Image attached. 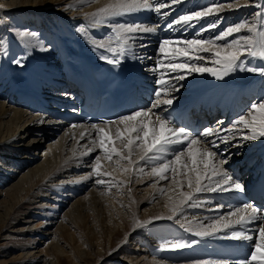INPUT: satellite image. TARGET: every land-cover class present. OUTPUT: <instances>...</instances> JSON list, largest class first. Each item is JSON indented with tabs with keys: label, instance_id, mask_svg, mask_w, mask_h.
<instances>
[{
	"label": "bare ground",
	"instance_id": "bare-ground-1",
	"mask_svg": "<svg viewBox=\"0 0 264 264\" xmlns=\"http://www.w3.org/2000/svg\"><path fill=\"white\" fill-rule=\"evenodd\" d=\"M114 2L115 0H0V197L4 196V200L0 201V240L7 241L0 244V264H191L200 260H208L211 264L217 262L209 242L219 236L206 238L201 241V247L193 250L163 249L162 245L176 240L192 241L193 239L179 229L181 224L187 227L188 220L193 221L192 227L195 231L198 230L200 221L210 224L221 213L226 214L239 207L240 205H233L231 201L224 203L226 199L229 200V193L206 194L210 197V202L203 209L189 210L185 213L186 218L177 216L173 220H154V217H167L171 214L170 204L180 198L181 191H188L186 186L181 190L169 180L148 176V167H145L144 173L139 172L137 169L144 162L136 152L132 155L135 162L132 165L116 156L108 160L98 148L86 156L80 155L87 151L85 144L89 148L93 147L90 137L97 138V134L89 125L73 127L78 125L73 123L72 118L77 92L71 86L68 74L77 65L75 42H81L85 50L96 59H99L101 50H93L90 41L76 29L84 24L90 36H107L110 29L106 26L90 27V17ZM149 2L155 7L167 0ZM257 3L264 4V0H238L239 6L234 0H184L182 4L162 9L160 13L142 10L116 17L112 22L157 27V32L147 37L146 42L150 43L148 47H139L140 41L137 40V46L132 50L136 56L143 52H152L151 60H144L141 55L140 58H133V54L129 53L135 66L146 75L151 86L157 87L156 76L149 69L161 58L157 51L158 42L165 38H193L203 26L217 18H202L194 27L186 29L181 26L163 28L165 23L211 5L224 6L220 11V28L241 21L253 22V14L260 11L252 6ZM229 4H232L231 9L228 8ZM164 12L169 15L165 16ZM23 30L38 33L36 39L39 41L35 47L27 48L26 55L24 42L18 38ZM219 30L204 31L202 38L213 37ZM243 34L246 32L240 35ZM16 58H23L24 62L22 68L19 66L21 69L18 72L17 65L12 63ZM245 63L255 67L262 62L248 57ZM27 64L30 65L28 73L24 70ZM208 66L214 65L209 63ZM22 75L27 76L34 93L39 97L26 99L18 96L15 81ZM230 75L237 82L248 83L249 87L230 89V95L223 88L208 93L209 97L229 98L223 104L216 103L213 99L210 110L202 112L209 117L213 116V130L233 129L234 122L241 116L248 115L251 119L249 105L264 98V77L240 71ZM220 81L211 74H194L186 78L182 82L184 87L174 94L177 97L174 105H185L188 99ZM57 89L66 92L63 99L53 95L59 93ZM46 91L47 95L44 96ZM151 103L143 109L149 108ZM53 105L64 111L57 113ZM155 111L159 114L158 109ZM47 125H50L48 131L52 133L47 132L48 138L42 142L43 139L38 138V133L45 131ZM54 125L57 129L53 128ZM240 128L243 132L249 131L243 129V126ZM114 129L115 126L111 134H114ZM21 132L32 135V139L23 142ZM82 132L84 139H81ZM58 133V139L50 143ZM226 134L231 139L232 132L228 131ZM262 138L255 141H237L239 147L226 148L224 144H220L219 151H226L228 155V162L222 166V170L232 175L235 181L234 167H239L244 174L264 175L257 169ZM45 143L47 145H43ZM43 146H46L43 153L39 152L35 156ZM116 146L127 154L119 142ZM33 150L37 151L34 153ZM32 152L33 158L30 157ZM97 155L101 158L102 171L112 173L115 181L123 183L97 185L94 183L95 176L82 179L92 171L93 158ZM125 168L131 170L125 172ZM16 178L18 180L11 183ZM176 179L183 177L177 174ZM153 184L155 187H152ZM162 190H166L163 195ZM218 204L226 207L209 210L215 209ZM67 205H70L69 208L60 216V212ZM34 219L40 221L35 224ZM54 221L59 223L52 229ZM256 223L247 227L251 230L250 234L253 233ZM7 227L12 228L11 231L4 230ZM32 231H37L35 234L44 238L45 247L35 250L39 240H25V235L33 236ZM14 246L20 253L8 260L3 258L7 256L8 249Z\"/></svg>",
	"mask_w": 264,
	"mask_h": 264
},
{
	"label": "snow or ice",
	"instance_id": "snow-or-ice-1",
	"mask_svg": "<svg viewBox=\"0 0 264 264\" xmlns=\"http://www.w3.org/2000/svg\"><path fill=\"white\" fill-rule=\"evenodd\" d=\"M183 2L184 0H167L153 7L149 0H115L114 3L100 9L98 13L90 17V27L106 26L110 29L107 36L102 38L90 36L84 24H80L76 31L90 41L93 50H101L98 57L101 61L118 67L126 54L135 55L132 50L137 46V40L140 41L139 47L149 46L146 42L147 37L155 34L157 27L135 23H113L114 18L142 10L160 13L162 9H170ZM234 2L238 5V0ZM252 6L260 9L253 14L255 17L253 22L241 21L223 28H220V11L223 5L206 6L168 22L166 24L168 29H173L175 26L186 29L194 27L202 18L210 16L217 18L203 26L193 38H165L158 42L157 51L161 58L149 69L156 76L155 84L157 85L153 90L154 99L149 108L136 109L117 120L90 125V128L95 130L97 138L90 137L93 147L89 148L85 144L87 151L80 153L81 156H86L98 148L108 160L116 156L132 165L135 163L132 155L136 152L139 154V159L144 162L143 166L137 169L139 172L144 173L145 167H148L150 168V171L146 173L148 176L159 180H169L181 190L187 187L188 191H181L180 198L170 204L171 214L167 217H154V220H173L177 216L186 218V212L192 209H203L204 205L210 202V197L206 194L220 195L245 190L232 175L222 170V166L228 162V155L226 151L220 152L219 147L220 144H224L226 148L239 147L240 144L237 141H255L264 137V98L250 104L251 119L248 115L239 117L234 122L233 129L206 128L195 135L186 126H180L171 120V113L168 115L164 113L176 102L177 97L174 94L184 87L182 82L194 74H211L217 80H223L226 76L238 71L255 73L264 77V4L257 3ZM228 8L231 9L232 4H229ZM163 14L169 15L168 12ZM218 28L220 30L213 37L202 38L204 31ZM242 32L246 34L240 35ZM37 36L38 33L35 32L20 31L18 38L24 42L25 55L27 48L35 47L39 43ZM248 57L260 60L262 63L255 67L247 66L245 61ZM12 63L20 67L24 66L23 58H16ZM209 63L214 66L209 67ZM156 109H159V114L155 111ZM113 126H115L114 134H111ZM240 126L249 131L243 132ZM73 127L83 126L73 125ZM228 131L232 132L231 139L226 134ZM81 139H84L83 132ZM117 142L123 145L126 155L118 150ZM199 145L205 146L197 147ZM91 167L92 171L82 179L87 180L95 176L94 183L97 185L111 186L112 183H123L115 181L112 173L102 171L100 155L93 158ZM130 170V168L124 169L125 172ZM177 174L183 179L177 180ZM152 187H155V184ZM165 191L162 190L161 195ZM225 207L223 204H218L215 209L209 210H220ZM176 222L179 223V220ZM254 223L256 227L253 233L248 234L247 227ZM187 225V227L185 224L180 226L197 237L220 236L223 233L221 238L224 239L251 241L253 250L237 264H264V209L246 203L226 214L221 213L210 224L200 221L198 230H193L192 220H188ZM138 226L143 225L138 224ZM197 243H199L198 240H176L164 243L162 248L185 249ZM191 264H211V262L200 260L193 261Z\"/></svg>",
	"mask_w": 264,
	"mask_h": 264
},
{
	"label": "rangeland",
	"instance_id": "rangeland-1",
	"mask_svg": "<svg viewBox=\"0 0 264 264\" xmlns=\"http://www.w3.org/2000/svg\"><path fill=\"white\" fill-rule=\"evenodd\" d=\"M151 54H152V52L151 53H145V52H143V54H138V55H146V57L145 58H143V56L141 57L142 59H144V60H151L152 58V56H151ZM139 56H138V58H140ZM68 88H72L71 86H68ZM45 95H47V91H46V93H45ZM44 95V96H45ZM49 126L50 125H47L46 127H45V131H42V132H39L38 134H40V135H38V134H36V133H33V134H35V135H38L37 137L39 138V139H43V141L42 142H44V140H46V138H48V133L49 132H51V131H48V129H49ZM54 129L56 128V126L54 125V127H53ZM57 129V128H56ZM48 132V133H47ZM58 132V131H57ZM57 132L55 133V134H57ZM22 133V132H21ZM44 133H45V135H44ZM47 133V134H46ZM52 133V132H51ZM21 135V137H23V142L24 141H27L28 142V140L29 139H32V135H30L29 136V134H20ZM58 137H59V133H58V135H56V136H53V138L51 139V141H49L50 143H53V142H55L57 139H58ZM39 142V141H38ZM43 145H47V143H45V144H43ZM46 147V146H45ZM44 146L43 147H41L38 151L37 150H33V152L35 153L36 151V154H35V156H38L39 155V152H40V154H42L43 153V150H45L46 148H45ZM31 153V158H33L34 156V153ZM16 180H18V178H16L15 180H12L11 181V183L12 182H15ZM89 188V187H88ZM5 190V189H4ZM89 191V189L87 190V191H85L84 193H87ZM84 193H83V195H84ZM1 200H4V196H1L0 197V201ZM39 200V199H38ZM37 200V201H38ZM69 201H71L70 199H69ZM70 206V205H69ZM69 206L67 205V207L66 208H64L61 212H60V216H62V215H64V213L66 212V210L69 208ZM66 209V210H65ZM34 221H35V224H37L39 221H40V219H34ZM57 221V220H56ZM56 221H54L55 222V225H53V227H52V229L54 228H56V226L58 225V223L59 222H56ZM6 229H9V231H11V229L12 228H5L4 230H6ZM33 233H31L33 236H29L28 234L27 235H25V240H27L28 238H30V239H36V240H39V243H38V245H37V247L35 248V250H39V249H42V247L45 245V242H44V238H41V237H39V236H37L35 233L37 232V231H32ZM41 238V239H40ZM0 244H2L3 242L5 243V242H7L6 240H0ZM44 244V245H43ZM13 246V245H12ZM133 246V245H132ZM45 247V246H44ZM130 248H131V246H130ZM10 249V250H9ZM8 249V253H7V256H5V257H3V258H7V260L8 259H11V258H13V256H15V255H17L18 253H20V251H18L17 250V247H11V248H9ZM14 251H16V252H14Z\"/></svg>",
	"mask_w": 264,
	"mask_h": 264
}]
</instances>
